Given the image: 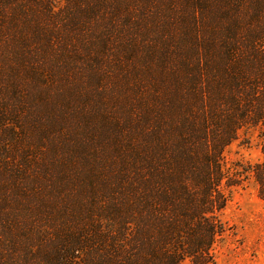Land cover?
I'll return each instance as SVG.
<instances>
[{
  "label": "trees",
  "instance_id": "obj_1",
  "mask_svg": "<svg viewBox=\"0 0 264 264\" xmlns=\"http://www.w3.org/2000/svg\"><path fill=\"white\" fill-rule=\"evenodd\" d=\"M58 2L0 0V264H215L264 0Z\"/></svg>",
  "mask_w": 264,
  "mask_h": 264
},
{
  "label": "rangeland",
  "instance_id": "obj_2",
  "mask_svg": "<svg viewBox=\"0 0 264 264\" xmlns=\"http://www.w3.org/2000/svg\"><path fill=\"white\" fill-rule=\"evenodd\" d=\"M263 143L264 127L247 125L223 152L226 173L234 179L222 182L227 202L219 212L223 231L211 249L215 264H264V199L253 173L263 160Z\"/></svg>",
  "mask_w": 264,
  "mask_h": 264
}]
</instances>
